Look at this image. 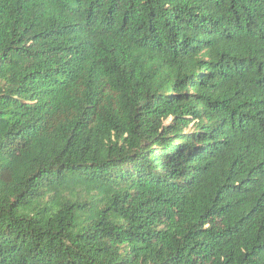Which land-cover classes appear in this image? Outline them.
<instances>
[{
	"label": "trees",
	"instance_id": "trees-1",
	"mask_svg": "<svg viewBox=\"0 0 264 264\" xmlns=\"http://www.w3.org/2000/svg\"><path fill=\"white\" fill-rule=\"evenodd\" d=\"M0 264H264V0H0Z\"/></svg>",
	"mask_w": 264,
	"mask_h": 264
}]
</instances>
